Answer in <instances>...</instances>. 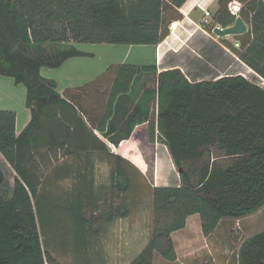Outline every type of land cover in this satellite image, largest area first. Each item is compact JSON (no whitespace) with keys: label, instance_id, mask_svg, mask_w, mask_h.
<instances>
[{"label":"trees","instance_id":"obj_1","mask_svg":"<svg viewBox=\"0 0 264 264\" xmlns=\"http://www.w3.org/2000/svg\"><path fill=\"white\" fill-rule=\"evenodd\" d=\"M187 1L0 0V76L25 86L31 114L17 135L16 113L0 111V155L15 173L10 186L0 160V264H59L42 241L35 205L49 191L47 177L78 180L90 173L81 165L91 160L88 155L111 159V205L119 217L131 215L135 193L129 192L142 174L111 154L107 142L118 147L142 124H147L150 144L159 140L166 145L180 182L152 188V234L130 264H154L156 254L175 262L172 235L186 227L189 217L198 215L209 237L222 221L242 220L264 209L263 86L242 74L192 83L178 68L158 72L155 64H118L94 83L62 96L57 81L41 74L44 68L59 69L70 59L89 56L76 47L80 43L158 46L170 36L171 23L182 20L179 10ZM232 1H219L211 32L235 24ZM235 1L242 4L239 17L248 32L236 36L240 47L233 49L264 80V0ZM109 77L107 106L97 123L84 97ZM93 142L105 151L95 145L85 149ZM71 196L73 208L64 212L71 215L72 251L81 255L87 243L82 236L86 217L80 212L94 204H86L91 200L79 188ZM50 220L48 215V228ZM84 256V262L71 264H94L93 255ZM237 264H264V231L242 242Z\"/></svg>","mask_w":264,"mask_h":264},{"label":"crops","instance_id":"obj_2","mask_svg":"<svg viewBox=\"0 0 264 264\" xmlns=\"http://www.w3.org/2000/svg\"><path fill=\"white\" fill-rule=\"evenodd\" d=\"M219 1L220 0H188L179 10L183 15L182 20L178 21L181 23V26L174 34H170L167 39L155 47V60L150 65H157L158 72L178 68L192 83L203 80H212L214 76H209H211L210 74H212L214 70H220L222 72L234 67L235 69L238 68L239 70H242L241 72L246 71L247 66H245L244 63V66H242L241 63L238 64L233 62V60L230 59L228 52V47L234 51V46L236 47L237 43L240 44V42H238L239 40L236 38L233 43L229 38L231 36L220 38L214 34V30L212 32L209 31L207 28L209 23H203L205 19L208 20V18H210H205L204 11L211 10L213 13L216 12ZM236 48L239 49V47ZM200 66L206 67L207 69H205V71L201 70ZM109 67L81 85L66 84L65 87H61L59 81L56 80L58 83V92L64 96L69 90H76L90 85L102 77L107 72ZM220 71L219 74H221ZM239 74L244 75V73ZM101 81L98 83L99 90L90 89L87 92L88 96L85 95L83 103L85 108L93 112L91 118L97 123L101 120L107 106V93L109 92L113 82L111 77L102 82ZM26 112L28 115H26L23 122H19L18 113L15 112L17 115V135L21 134L31 121L30 111L26 109ZM81 117L84 122L87 123L88 119L83 116ZM95 134L99 136V133L96 131ZM158 141L159 140H157L155 144L149 143L147 124H142L136 127L130 139L122 141L118 147L112 145L113 148L109 147L111 150L109 148H107V150H109L111 154L122 156L134 166L136 165L135 167L144 174L147 167L144 157L137 153V150H140L139 144L143 146L147 143L148 145L157 147L159 146L158 143H160L166 149L168 156L165 157L166 154L164 152V157L162 155L160 157L159 155L157 156L156 171L154 173L155 183H157L155 184V187H177L180 182L179 173L176 180L173 177L176 172V168L172 162L168 149L166 145H164L161 141ZM92 145H95L98 150H102L103 152L105 151L103 145L98 142L90 144L87 143L84 147L85 149H91ZM101 156L102 154L100 153L91 154L88 155V157H90L89 159H91L90 161L84 160L81 162V165L87 166V168H89V170L92 169V171L78 180H72L69 176L62 177L61 179H56V177H47L50 179L47 183L51 184L49 188L52 186V190L53 188H59L72 192L74 189L79 188L81 193H83L84 199L91 200L89 203L86 201V204H92V201L94 204V206H85L80 212L81 215L84 214L86 217L83 226L84 233L82 236L87 243V249L82 251V254L79 255L78 259L73 256H69L68 254H64V261H60L58 259L59 262L67 261L70 264L75 260L76 262H84L86 260L84 255L89 258L93 255L94 260L91 262L94 264H130L144 249L145 244H147L146 242L149 241H146L144 245L141 244L140 246L136 244L134 239L136 224L130 220L133 213L126 218H121L119 217L117 207H113L111 205L110 193L114 189L112 177L110 176L112 161L108 156L105 158ZM162 157L167 161L165 164L166 173H161V171L159 173V165ZM0 159H3L1 155ZM64 160L65 159H63V161ZM168 162L171 168H167ZM3 163L7 164L5 161ZM7 166L11 169L8 164ZM12 172L14 173V171ZM161 175H163V177H161ZM14 177L15 173L10 179V186H13L14 184ZM74 181L80 182L77 187H73ZM92 195H94V200L91 199ZM196 216L198 215L189 217L186 227L181 231L175 232L182 233L187 230L191 235L195 234L198 236L196 243H199L201 248L198 250H194L192 248V251L188 254L186 259L189 258L191 262L195 264H214V252L218 256L225 255V259L221 264H231L232 260L228 261L230 251L229 241L232 237L231 233L236 229L231 222H226L231 220L222 221L216 231L209 237H206L202 232L201 220L200 224H191L192 227L190 226L189 221L193 218L195 219ZM141 226V228H146L143 225ZM220 229L222 230V234L220 236L222 240L215 238L217 237L216 235ZM210 241L212 243L209 245ZM224 241H227L225 244L226 246L224 245ZM192 243L193 242H190V244ZM184 244L186 245V243ZM92 247L93 251L91 249ZM175 247H177V245H175ZM58 258H60L59 255ZM234 264H237V261H234Z\"/></svg>","mask_w":264,"mask_h":264},{"label":"rangeland","instance_id":"obj_3","mask_svg":"<svg viewBox=\"0 0 264 264\" xmlns=\"http://www.w3.org/2000/svg\"><path fill=\"white\" fill-rule=\"evenodd\" d=\"M208 11L210 12L211 16L210 18H208L209 26L207 28L211 32V28L215 26L213 20L215 12L213 13L211 12V10ZM229 38L234 43V40H236L237 37L231 36ZM76 47L79 50L88 53L89 56L70 59L59 69L44 68L42 69V76L45 78L58 80L61 87H65L66 84L81 85L91 80L94 76L104 71L111 65H150L152 62H154L156 55V48L154 46L80 43L77 44ZM228 50L230 59L233 60V62H236L238 64L241 63V65L244 66L239 56L229 47ZM200 68L204 71L205 69H207L206 67L201 66ZM219 71L220 70H214L212 72L213 75L210 74L211 76L209 77L214 76L215 78L218 75L225 76L244 73L246 78L250 79L252 82H255L259 85L262 82L261 79L256 76V74L253 73L248 67H246V71L244 72H241L242 70H239L238 68L235 69L234 67L227 71H220L221 74H219ZM25 99L26 88L24 85L17 86L13 78L0 76V111L11 110L17 112L19 122H23L26 118V115H28V113L26 112ZM158 144L159 146L157 147L148 145L147 143L143 146L139 144L140 150H137V153L141 154L144 157L147 168L145 169L146 171L144 174L139 171L142 175L136 177L138 181L137 186L134 187V190H131V192H129V194L135 193V199L132 195L133 198H131V201H129L131 203H134V212L130 217V220H132L134 224H136L134 239L136 241V244H138L139 246L141 244L144 245V243L150 239L152 234V188L155 187V184H157L155 183L154 179L157 156H163V152L166 154L165 157L168 156V154L166 153V149L160 143ZM109 147L110 146H108V148ZM110 148H113L112 144ZM163 157L160 160L159 173L160 171L161 173L165 172V164L167 161ZM3 162L4 159L1 160V165L7 175V178L10 181L14 173L7 166V164H4ZM167 168H171L169 162L167 164ZM178 173L179 172L176 170L173 175L176 180L178 178ZM161 177H163V175H161ZM71 193L72 192H70L69 190L65 191L59 188H53L52 190L51 186L47 193H42V196L39 199L40 201L35 205L41 238L43 243L45 244V248H47L46 245L49 244L48 248L50 252L57 260L59 259L60 261H64V254H68L69 256H73L75 258L79 256V254H76L75 251H72L73 243L75 241L73 230H71V215H68L67 212H64V210H66L67 208H73V195L71 196ZM49 211H51V213L53 212V214H48ZM48 215L51 219V228L46 227L48 226ZM226 222H231L236 228L235 231L231 233L232 237L229 241L230 251L228 256V261L232 260L231 264H234V261H237L238 250L242 242L250 236L264 231V209L251 217H247L238 221L231 220ZM189 223L190 226L191 224H200L199 216H196L195 219H191ZM141 225L145 226L146 228H141ZM221 234L222 230L220 229V231L216 235L217 237L215 238H219L220 240H222V238H220ZM172 237L175 245H177L176 248L178 250L176 249V252L178 261L176 260L175 262H168L162 259L158 254H156L154 256V264H195L191 262L189 258L186 259V257L188 256V254H190L192 248L194 250H198L201 248L199 243H196L198 236H196L195 234L191 235L190 232L186 230L182 233H173ZM190 242L193 243L190 244ZM184 243H186V245ZM211 243L212 242L210 241L209 245ZM226 243L227 241H224V245ZM58 255L60 258H58ZM213 257L215 260L214 264H221L225 259V255L218 256L214 252ZM59 264L70 263L65 261L59 262Z\"/></svg>","mask_w":264,"mask_h":264},{"label":"water","instance_id":"obj_4","mask_svg":"<svg viewBox=\"0 0 264 264\" xmlns=\"http://www.w3.org/2000/svg\"><path fill=\"white\" fill-rule=\"evenodd\" d=\"M248 31L247 24L243 21L241 17L236 18L235 24L228 27H216L214 29V34L218 37H227V36H240L246 34ZM180 173V171H179Z\"/></svg>","mask_w":264,"mask_h":264},{"label":"built area","instance_id":"obj_5","mask_svg":"<svg viewBox=\"0 0 264 264\" xmlns=\"http://www.w3.org/2000/svg\"><path fill=\"white\" fill-rule=\"evenodd\" d=\"M241 8H242V4L239 3V2H237V1H235V0L232 1V2L229 4V12L231 13V15L235 16L236 18H238V17L240 16ZM210 16H211L210 12H209L208 10L205 11V18H208V17H210ZM203 23H204V24H208L209 22H208L207 19H205ZM180 26H181V23H180V22H178V21H174V22H172L171 25H170V32H171V34H174V33L178 30V28H179ZM218 27H220V26H218ZM236 47H240V44L237 43V44H236ZM244 76H245V75H244ZM256 76H258V75H256ZM245 77H246V76H245ZM258 77H259V76H258ZM259 78H260V77H259ZM260 79H261V81H262V82L260 83V85L264 87V80H263L262 78H260ZM107 145L111 147V144H110L109 142H107Z\"/></svg>","mask_w":264,"mask_h":264}]
</instances>
